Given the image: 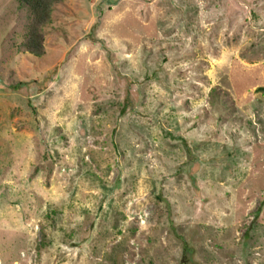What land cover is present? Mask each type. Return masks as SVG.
I'll list each match as a JSON object with an SVG mask.
<instances>
[{
    "label": "rangeland",
    "instance_id": "obj_1",
    "mask_svg": "<svg viewBox=\"0 0 264 264\" xmlns=\"http://www.w3.org/2000/svg\"><path fill=\"white\" fill-rule=\"evenodd\" d=\"M27 24L0 0V264H264V0Z\"/></svg>",
    "mask_w": 264,
    "mask_h": 264
},
{
    "label": "trees",
    "instance_id": "obj_2",
    "mask_svg": "<svg viewBox=\"0 0 264 264\" xmlns=\"http://www.w3.org/2000/svg\"><path fill=\"white\" fill-rule=\"evenodd\" d=\"M15 1L28 12L27 28L22 36V40L17 45V50L40 57L44 53L43 27L49 23L54 6L62 0ZM258 89L264 91V86L258 87ZM183 250L184 257L182 264H187L191 260V249L185 241H183Z\"/></svg>",
    "mask_w": 264,
    "mask_h": 264
}]
</instances>
